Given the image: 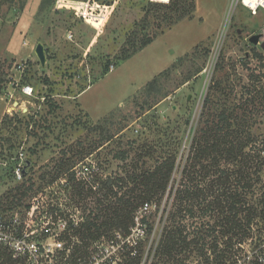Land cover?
Here are the masks:
<instances>
[{"label": "rangeland", "instance_id": "1", "mask_svg": "<svg viewBox=\"0 0 264 264\" xmlns=\"http://www.w3.org/2000/svg\"><path fill=\"white\" fill-rule=\"evenodd\" d=\"M82 1L57 0L42 12L41 0H27L23 10H7L6 4L0 5V143L10 145L6 148L8 156L24 147L31 161L26 169L33 188L45 186L51 175L66 177L77 165L88 163L93 167V176L82 184L99 191L101 182L110 178L118 181L113 188L117 196L125 198L137 191L135 173L153 169L164 157L174 154L175 166L163 198L144 202L149 207L146 213L141 212L142 205L137 207L126 229L115 223L109 228L110 233L130 234L131 229L139 227L138 217L142 232L138 235L137 264H163L156 252L173 212L175 192L184 187L182 181H189L187 176L182 180L184 168L186 175L192 170L187 158L207 117L209 106L204 100L212 87L219 96L227 85L226 107L235 104L238 113H252L247 125H239L249 133L247 151H255L252 163L264 175V162L259 156H264V10L252 15L240 4L230 10V0H198L199 16L194 11L190 19L166 30L161 16L167 12L169 2ZM207 33L211 34L205 36ZM253 35L259 36L257 43L249 40ZM144 36L154 38L129 58L118 61L129 44L138 45ZM25 39L28 41L23 46ZM38 42L44 46V66L34 52ZM106 63L109 70L102 74ZM152 80L160 92L147 95L143 87ZM21 83L32 85L31 97L20 92ZM10 94L16 98L9 101ZM249 97L254 101L248 102ZM8 106L11 108L3 114ZM123 154L124 159L120 158ZM9 161L0 170L2 208L11 203L8 195L15 193L18 185L19 192L28 185L25 178L23 182L10 176ZM206 163L205 171L197 166L202 193L217 177L209 161ZM220 166L232 169L223 161ZM44 175L46 178L40 180ZM77 182H73L72 195L85 212L92 211L93 217L100 212L95 199L78 196ZM28 198L29 192L23 204ZM114 199L108 196L105 205ZM200 202L194 205L202 233L204 222L213 223L214 215H202L206 203ZM189 205L191 201L186 208ZM108 213L96 221L113 216ZM185 223L192 230L190 224L194 226V222L188 218ZM104 227L101 225L100 230ZM84 232L82 225L78 230L81 239ZM105 237L104 233L98 239ZM126 251L123 264L131 260ZM193 254L183 253L166 264H177L184 255H188L185 261L190 264H203L204 257L198 252Z\"/></svg>", "mask_w": 264, "mask_h": 264}, {"label": "trees", "instance_id": "2", "mask_svg": "<svg viewBox=\"0 0 264 264\" xmlns=\"http://www.w3.org/2000/svg\"><path fill=\"white\" fill-rule=\"evenodd\" d=\"M26 1L0 0V5L6 4L7 10L13 7L17 10H23ZM54 2L55 0H41L39 12L51 7ZM158 5L165 7L163 4ZM195 7L196 0H189V2L188 0H169V5L166 6L167 12H164L161 16V20L166 22V30L185 18L190 19L195 11ZM153 38L152 36H144V39L138 45L129 44L130 46L123 51L124 53L118 58V61L129 58L149 44ZM197 46L198 44L193 48ZM104 66L105 69L102 74L109 70L108 63ZM159 74L153 77V79L156 80ZM154 80L148 81L149 83L147 82L148 84L143 87L147 95L156 93L157 91L160 92L155 87ZM226 88L227 85H224L222 87V94L218 96L214 91L215 89L212 90V87L204 100V104L209 106V111L203 121V125L199 127L197 136L193 140V151L187 158V165L189 167L191 165L192 170L186 175L185 166L182 178L183 180L187 176L186 178L189 181L188 183L182 181L184 187H180L175 192V201L172 206L173 208L171 207L173 212L169 216V224L162 235V244L156 252V254L160 255L159 258L163 259V264L183 253H188L189 255L196 252L204 257L203 264H234L233 257L235 253L232 250L234 245L245 242L253 236L255 231H259L261 226H264V175L262 176L255 168V164L252 163L253 158L251 154L255 153V151H247L251 142L250 135L244 129H241L239 125L240 123L247 125L249 122L247 120L251 119L253 115L247 110L238 113V106L235 104L226 107V101H228V98H225ZM261 90H263L264 99V86ZM166 95H163V97ZM252 100L254 101L252 97H249L248 102ZM51 109L54 110V105H51ZM261 150H264V139H262ZM259 156L264 162V156L261 154ZM120 158L124 159V154ZM175 160L176 156L169 154L158 162L153 169H142L141 173H135L133 181H138L137 191H134L128 198H125L124 195L117 196V192L113 190L118 181H111L110 178L102 181L99 185V191L103 190V194L100 195L99 191H94L91 187L88 188V186L82 184L84 183L83 180L77 177L73 171H70L68 176L72 182L74 180L78 181L76 183V194L83 199L94 197L97 204L96 210L100 211L94 213L93 217H90L91 210L88 213L87 220L83 224L87 232L83 233L82 238L88 240L85 243L90 244L104 233L105 236H110L111 230L109 228L113 227L114 223L116 226L121 225V228L126 229L127 227L125 226L131 220V214L137 207L147 201H160L164 196V190L175 166ZM207 161H209V167L214 168L217 177L211 180L212 182L208 191L202 193L201 189H199L201 180L197 179V166H200L205 171L208 166ZM222 161L228 166H232L233 170L221 167L220 163ZM189 162L190 164H188ZM57 168L54 167V170ZM28 172V170L24 172L26 181L25 179L23 180V182H28L27 187L21 189L19 192L18 190L21 186L18 185L15 193L11 192L12 194L8 195L11 203L7 205L3 204L4 206L22 205L23 199L28 192L30 197L32 193L44 187L43 185H39L33 188L34 183L32 178L28 177ZM56 177V175H51L47 183H50ZM40 178L43 181L46 177L44 175ZM111 195L115 199L106 206V200ZM207 197H209L208 200ZM202 200L205 201L206 205H204L200 213L205 215V217L208 214H213L214 220L213 218L211 219L213 223H209L210 220H206L204 222L206 229L201 233L200 228L197 227L198 223L196 220L198 219L196 217L194 202L200 204ZM189 201L192 202V205L186 208L185 205ZM102 211L103 214L101 213ZM108 212H111L113 216L104 219L100 223L96 221L101 216L110 215ZM188 218L192 223L194 222V226L190 224L192 230L185 223ZM208 218L210 219V217ZM101 225L105 226L103 231L100 230ZM188 230L192 234H189ZM220 246H224V248ZM205 252L206 254L207 252L210 253L207 256ZM211 254H214V256L210 260ZM127 255L129 256L128 253ZM188 255H184V260L177 262V264H190L188 261H185ZM136 256H129L131 260L126 261L124 264H137ZM124 259L125 257L123 256V261Z\"/></svg>", "mask_w": 264, "mask_h": 264}, {"label": "built area", "instance_id": "3", "mask_svg": "<svg viewBox=\"0 0 264 264\" xmlns=\"http://www.w3.org/2000/svg\"><path fill=\"white\" fill-rule=\"evenodd\" d=\"M239 4L252 15L259 9L264 10V0H230L229 9H235ZM18 67L22 68L21 65ZM20 92L31 97L33 87L21 84ZM15 97L10 94L9 100ZM9 146L0 143V170L6 168L10 159V176L23 181L27 152L21 146L8 156L6 148ZM262 152L264 154V150ZM71 171L84 182L93 176V167L88 163H81ZM72 186L68 175L58 176L32 193L26 205L0 206V264H121L127 249L129 256L137 255L138 235L142 232L138 217L139 227L131 229L130 234L114 231L90 244L82 241L78 230L86 222L89 211L85 212L78 204L72 195ZM148 210V203H144L141 212ZM135 231L137 235H134ZM234 248V264H264V226Z\"/></svg>", "mask_w": 264, "mask_h": 264}, {"label": "water", "instance_id": "4", "mask_svg": "<svg viewBox=\"0 0 264 264\" xmlns=\"http://www.w3.org/2000/svg\"><path fill=\"white\" fill-rule=\"evenodd\" d=\"M258 39H259V36L258 35H253L252 37H250V41L253 42V43H257L258 42ZM34 52H35V55L37 57V59L39 60L41 66H44L45 65V61H46V55H45V51H44V46L41 42H38L36 45H35V48H34ZM31 164V161L28 159L26 160V164H25V168H24V172H26V168Z\"/></svg>", "mask_w": 264, "mask_h": 264}, {"label": "crops", "instance_id": "5", "mask_svg": "<svg viewBox=\"0 0 264 264\" xmlns=\"http://www.w3.org/2000/svg\"><path fill=\"white\" fill-rule=\"evenodd\" d=\"M56 1H57V0H55L54 3H56ZM73 1L84 2V1H82V0H73ZM76 10H77V9H76ZM198 12H199V2H198V0H196L195 14H197V16H199V15H198ZM181 21H182V20H181ZM181 21H180V22H181ZM178 23H179V22H178ZM175 25H177V24H175ZM211 33H212V32H211ZM211 33H209V34L207 33V35H205V36H208V35H210ZM205 36H204L203 38H205ZM25 41H28V40L25 39ZM26 44H27V42H26L25 44H22V45L24 46V45H26ZM196 45H197V44H196ZM78 95H79V94H78ZM78 95H77V98H78ZM15 96H16V95H15ZM15 98H16V97H15ZM9 99H10V98H9ZM9 101H10V100H9ZM12 105H13V104H12ZM10 108H11V106H10V107L8 106L7 108H5V111L3 112V114H4L7 110H9ZM3 114H2V115H3Z\"/></svg>", "mask_w": 264, "mask_h": 264}, {"label": "snow or ice", "instance_id": "6", "mask_svg": "<svg viewBox=\"0 0 264 264\" xmlns=\"http://www.w3.org/2000/svg\"><path fill=\"white\" fill-rule=\"evenodd\" d=\"M246 2H247V0H246Z\"/></svg>", "mask_w": 264, "mask_h": 264}]
</instances>
